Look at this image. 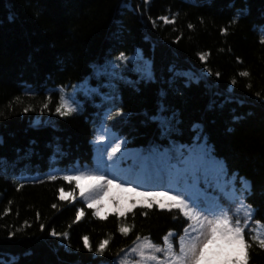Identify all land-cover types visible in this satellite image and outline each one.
Here are the masks:
<instances>
[{
  "label": "trees",
  "instance_id": "1",
  "mask_svg": "<svg viewBox=\"0 0 264 264\" xmlns=\"http://www.w3.org/2000/svg\"><path fill=\"white\" fill-rule=\"evenodd\" d=\"M262 40L264 0H0V264H113L137 239L181 232V213L157 206L98 218L61 177L92 165L105 128L149 151L191 145L194 125L251 182L248 264H264ZM144 61L152 79L135 70ZM61 104L76 110L61 117Z\"/></svg>",
  "mask_w": 264,
  "mask_h": 264
},
{
  "label": "rangeland",
  "instance_id": "2",
  "mask_svg": "<svg viewBox=\"0 0 264 264\" xmlns=\"http://www.w3.org/2000/svg\"><path fill=\"white\" fill-rule=\"evenodd\" d=\"M113 141L115 144L121 145V150L109 159L105 148L107 145L113 144ZM197 143L205 144L203 141ZM93 145L95 154L92 166H76L75 171H72L70 175H82L84 177L104 175L106 179H111L112 183L117 185V187L106 189L107 195L101 193L100 202L89 207V202L85 200L84 196L95 181L87 178L78 181L74 179L78 198L93 210L95 216L99 218H104L110 214L124 216L133 208L147 206L149 203L159 208L163 204V209H169L168 206L172 202L164 197H158L153 201L152 197L145 198L144 196L133 195V193L122 189L133 188L135 192H165L167 190L166 195H176L175 181L181 177L183 181L192 186L193 192L200 195L206 206H218L225 209L233 224L236 223L237 219H239L241 227L245 229L249 224L251 209L245 205L244 200L243 206H240L238 203L234 205L231 199L233 191L237 196H241L239 180L235 178L236 182L233 186L232 180L235 176L226 173L223 163L212 157L207 146L210 156L204 165H200L193 159L194 144L191 146L172 144L168 149L160 151L131 149L125 145L124 140L119 139L112 131L104 129L98 132L93 140ZM82 188L85 190L84 193L81 192ZM61 196H63V201L70 198L66 192H61ZM133 205L135 206L133 207ZM229 208L231 209L230 212L228 211ZM169 210L179 212L175 208ZM237 212L238 216L233 215ZM184 219L186 221L185 228L188 227L191 233L190 225L194 224L195 221H188L186 217ZM169 234L167 244L165 239L160 245L153 244L147 238L136 240L114 259L113 264H167L166 252H155L154 249L156 247L166 249L170 244L173 252L178 254L180 237L189 235L184 232V229L180 233L171 232L172 235ZM151 255H155L156 260H148L147 257Z\"/></svg>",
  "mask_w": 264,
  "mask_h": 264
},
{
  "label": "snow or ice",
  "instance_id": "3",
  "mask_svg": "<svg viewBox=\"0 0 264 264\" xmlns=\"http://www.w3.org/2000/svg\"><path fill=\"white\" fill-rule=\"evenodd\" d=\"M165 23H169L166 17L163 18ZM191 28L192 26L189 25ZM264 43V40L261 41ZM117 59L132 61V57H125L123 53ZM142 60L143 57L140 56ZM201 60L204 59V56L201 55ZM144 68L141 69L139 66L135 69L137 71H142V78L152 79V65L149 61H144ZM169 71H174L177 75H188L187 73L182 72L179 69H175L172 67ZM202 75V73H201ZM241 76H247V72H241ZM235 83V81H233ZM47 107V105H45ZM73 109L69 106L61 104L56 108V113L61 117L70 116ZM28 111V109H25ZM164 111L163 106H161V113ZM115 117L122 119V114L117 111L115 113ZM112 116H109V119H112ZM153 119H159L161 121L162 126L166 125L168 122V118L163 115L156 117ZM120 121L117 120V123ZM193 132L195 136L193 138V159L198 162L200 165H204L206 163L207 158H209L210 154L207 150L206 143L198 144L197 142L201 140V132L197 131V126H193ZM114 145V146H113ZM198 149V150H197ZM105 150L107 151L108 158L111 159L117 152L121 150L120 144H109L106 146ZM63 180L71 182L72 180H80V179H90L95 181V183L88 188L87 194L84 196L85 200L89 202V207H92L93 204H98L100 202V194L103 193L107 195L106 189L111 187H117L112 183L111 179H106L104 175H91L89 177L80 176H72V175H63L61 177ZM50 179L55 180L56 176L53 175ZM207 180V178H206ZM235 177L232 180L233 186L235 185ZM239 182L241 184V196H237L235 191L231 193L232 203L239 204L243 206V200L247 198L248 195L251 194V182L247 181L245 178L240 177ZM176 183V195H166L165 192L159 191H145V192H135L133 188L122 189L127 192L133 193V195L152 197L153 201L158 197H164L167 200H170L172 203L168 206L169 209L175 208L178 209L179 212L187 218L188 221H195L194 224L190 225L191 233L189 228H184V232L189 234L187 236H181L179 241V253H174L172 250V246L168 244L166 249H161L156 247L154 249L155 252H166V260L167 264H248L249 260V252L248 250L251 248V244L245 241V228L241 227L239 219L236 220V223L233 224L232 219L229 217L225 209L216 207L206 206L200 195L191 190L192 186L188 185L186 181H183L181 177H178L175 181ZM81 192L84 193L85 190L82 188ZM63 199V196L60 197ZM187 201V202H186ZM135 205H133L134 207ZM151 207V203L147 205ZM55 207V205L53 206ZM161 208L164 207L163 204L160 205ZM230 212L231 209L229 208ZM256 209H251L249 212L250 217H254L256 214ZM82 213L77 214V218ZM123 214V213H121ZM233 215L238 216V212ZM211 217V218H210ZM259 223V222H257ZM43 225H41V230H43ZM129 231L128 228L121 227L120 232L127 234ZM192 233H195L194 235ZM51 236H57L58 234L55 231L49 233ZM13 234L9 233V238H11ZM67 235V234H65ZM169 235H172L171 233ZM85 247L92 251L91 247L88 244V238L84 237ZM165 243L168 242V237L165 238ZM255 243L258 244L260 249H264V237H253L252 238ZM105 243H101L99 247L96 249L97 254H102ZM143 256V253H141ZM148 260H156L155 255H151L147 257ZM16 258L13 257L11 264H15Z\"/></svg>",
  "mask_w": 264,
  "mask_h": 264
}]
</instances>
